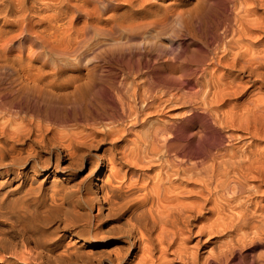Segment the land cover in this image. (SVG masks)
<instances>
[{"label": "bare ground", "instance_id": "bare-ground-1", "mask_svg": "<svg viewBox=\"0 0 264 264\" xmlns=\"http://www.w3.org/2000/svg\"><path fill=\"white\" fill-rule=\"evenodd\" d=\"M189 2L0 0V264H264V0Z\"/></svg>", "mask_w": 264, "mask_h": 264}, {"label": "rangeland", "instance_id": "rangeland-1", "mask_svg": "<svg viewBox=\"0 0 264 264\" xmlns=\"http://www.w3.org/2000/svg\"><path fill=\"white\" fill-rule=\"evenodd\" d=\"M171 0H166V2H170ZM195 2H196V0H190V2H189V4L188 5H179L177 8V11L178 12H184L185 10H187L188 8H192L193 7V5L195 4ZM125 6V4L124 3H122V2H120V4L118 5V9H116L117 11H123L124 9H126V8H123ZM175 19H178V18H174L173 20H172V22H168V24L166 25V32H168L166 35H164V36H158V38H156L155 39V45H154V50H153V52L155 53V54H158V56H161V58H171V57H173L174 55H172V54H175V53H177L178 51H177V48H178V46L176 45V44H174L172 47H171V45L169 44V41L171 40V39H173V35L175 34V31L176 30H173V27H174V29H176L175 27H177L176 26V20ZM175 20V21H174ZM173 22H175V24L173 23ZM175 25V26H174ZM167 26H168V28L170 27V28H172V29H169L168 30V28H167ZM172 26V27H171ZM209 29V28H208ZM163 35V34H162ZM171 35H172V37H171ZM116 45L117 46H121V44L119 45V43H116ZM115 45V46H116ZM119 47H115V49L116 48H119ZM127 51H128V49H127ZM129 52H127V54H128ZM184 57V56H183ZM181 59H182V57H180ZM180 59V60H181ZM182 61V60H181ZM83 128L84 127H82V130H83ZM78 130H81V127L78 129ZM91 156V155H90ZM107 246L109 245V243H107L106 244ZM133 264V263H132Z\"/></svg>", "mask_w": 264, "mask_h": 264}]
</instances>
